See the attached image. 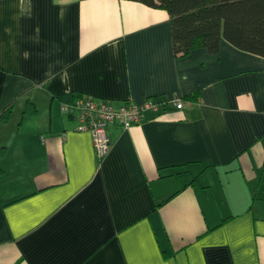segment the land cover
<instances>
[{"label": "crops", "instance_id": "0c3cea01", "mask_svg": "<svg viewBox=\"0 0 264 264\" xmlns=\"http://www.w3.org/2000/svg\"><path fill=\"white\" fill-rule=\"evenodd\" d=\"M75 94L183 105L98 157ZM0 264H264V57L176 56L139 0H0Z\"/></svg>", "mask_w": 264, "mask_h": 264}, {"label": "trees", "instance_id": "16d2710c", "mask_svg": "<svg viewBox=\"0 0 264 264\" xmlns=\"http://www.w3.org/2000/svg\"><path fill=\"white\" fill-rule=\"evenodd\" d=\"M139 1L167 11L176 56L200 46L216 52L221 39H225L241 50L264 57V0ZM9 111L7 108L1 115L7 118ZM34 113V103L27 99L21 117Z\"/></svg>", "mask_w": 264, "mask_h": 264}, {"label": "built area", "instance_id": "2783aa9c", "mask_svg": "<svg viewBox=\"0 0 264 264\" xmlns=\"http://www.w3.org/2000/svg\"><path fill=\"white\" fill-rule=\"evenodd\" d=\"M168 103L180 108L183 105V99L180 96H174L170 100L145 97L139 103L125 102L115 107L105 99L91 95H78L71 102L62 104L61 108L76 120V129L90 133L94 153L102 157L109 145L106 128L110 123L116 122L126 128L142 121L147 112L158 111Z\"/></svg>", "mask_w": 264, "mask_h": 264}]
</instances>
